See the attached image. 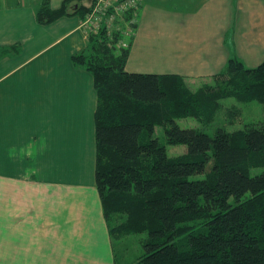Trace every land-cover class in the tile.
<instances>
[{
    "label": "crops",
    "instance_id": "crops-1",
    "mask_svg": "<svg viewBox=\"0 0 264 264\" xmlns=\"http://www.w3.org/2000/svg\"><path fill=\"white\" fill-rule=\"evenodd\" d=\"M42 1L64 0H0V264H116L94 179L97 91L72 60L83 0L49 22ZM137 23L127 71L183 77L231 45L241 58L264 46V0H146Z\"/></svg>",
    "mask_w": 264,
    "mask_h": 264
},
{
    "label": "trees",
    "instance_id": "trees-1",
    "mask_svg": "<svg viewBox=\"0 0 264 264\" xmlns=\"http://www.w3.org/2000/svg\"><path fill=\"white\" fill-rule=\"evenodd\" d=\"M70 1H42L38 21L66 15ZM145 2L123 18L138 19ZM77 5L83 18L90 7ZM113 23L89 32L72 60L92 73L97 91L94 179L103 215L108 223L121 217L112 233H146L131 264H264V120L215 126L224 98L264 104V59L246 67L233 52L197 86L175 73L127 71L138 23L129 34L124 21ZM186 118L200 125L181 126ZM179 144L186 150L169 155L167 145Z\"/></svg>",
    "mask_w": 264,
    "mask_h": 264
},
{
    "label": "rangeland",
    "instance_id": "rangeland-1",
    "mask_svg": "<svg viewBox=\"0 0 264 264\" xmlns=\"http://www.w3.org/2000/svg\"><path fill=\"white\" fill-rule=\"evenodd\" d=\"M79 0H77V3ZM92 0H83L84 5H89ZM78 7V5H76ZM84 18V17H83ZM82 18V19H83ZM117 24L112 25L116 26ZM85 31V30H84ZM89 32L86 29V37ZM235 47L231 45V52H236ZM254 48H252L253 50ZM237 54V53H236ZM242 59L243 64L246 67H254L259 62L264 59V46H257L254 49V52L251 56L240 57ZM214 60V59H213ZM148 67L153 68L155 63L153 62H144ZM190 65L196 64V62L188 61ZM213 62L209 63L208 66H201L198 68H190L187 70H183L184 80L192 86H197L204 81H208L211 79L214 73L222 71L224 68V63ZM180 67L185 69L186 67L181 66L182 63H179ZM198 66L200 64H197ZM216 66V71H213L212 74H209L211 70H213ZM181 70V69H180ZM145 72H155V71H145ZM189 72V73H188ZM212 72V71H211ZM255 120H264V104L258 101H249V102H240L234 99L233 97H227L222 100V108L218 112V116L215 121L216 125L224 126L228 130H235L243 126V124L247 121H255ZM181 126H189V125H200L193 118H186L178 120ZM212 133V131H210ZM156 135L159 136L162 140L163 138V129L162 127L156 128ZM186 150L185 145H167V152L169 155H177ZM257 168H252L251 172L256 171ZM116 217V218H115ZM115 219H111L108 223V227L111 230L110 237L113 247L114 256L116 257V264H131L133 263L137 257L142 252V242L146 237V233H123L118 234L116 231L112 233L113 227L118 225V222L121 220L120 216H115Z\"/></svg>",
    "mask_w": 264,
    "mask_h": 264
},
{
    "label": "built area",
    "instance_id": "built-area-1",
    "mask_svg": "<svg viewBox=\"0 0 264 264\" xmlns=\"http://www.w3.org/2000/svg\"><path fill=\"white\" fill-rule=\"evenodd\" d=\"M140 3L141 0H92V2L87 5L90 8L82 19L81 25L85 31L87 29V32H95L101 22H104L108 27H110L112 24H114V21L119 19L124 21L128 27L126 34H129V23L138 22V19L133 16L129 22L128 20L124 19L123 16L127 12L138 8Z\"/></svg>",
    "mask_w": 264,
    "mask_h": 264
}]
</instances>
